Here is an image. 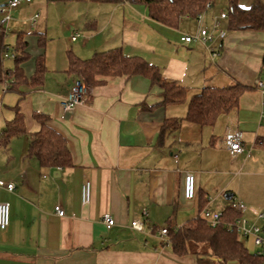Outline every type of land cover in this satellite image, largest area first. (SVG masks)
<instances>
[{
    "label": "crops",
    "instance_id": "crops-1",
    "mask_svg": "<svg viewBox=\"0 0 264 264\" xmlns=\"http://www.w3.org/2000/svg\"><path fill=\"white\" fill-rule=\"evenodd\" d=\"M252 3L240 0L245 8ZM85 4L89 16L81 24L86 26L79 24V31H71L67 47L53 58L46 48L35 55L36 60H47L44 82L31 88L14 80L17 87L0 103V181L16 185L13 192L0 187V202L11 207V224L0 230V264H198L194 254L175 256L169 236L161 239L159 230L168 223L178 230L195 220L203 203L205 209L223 213L240 201L246 207L242 215L251 223L256 222L255 213L264 212V89L257 85L264 81V32L229 31L223 20L227 35L217 40L219 56L211 61L203 45L182 43L181 37L213 28L218 15L227 12L215 1L200 20L184 16L177 28L152 20L143 4ZM11 18L8 30L25 24ZM49 21L47 16L38 29L47 33ZM34 34L38 38L40 33ZM28 40L25 35L32 57ZM114 48L144 59L165 79L184 86L185 100L162 105V89L149 78L109 76L97 86L85 83V103L67 114L63 103L81 79L69 73L67 52L89 60ZM26 65L22 68L30 79L34 74L26 73ZM237 83L247 87L238 109L221 114L213 127L184 122L177 130L163 132L166 120L187 116L190 100L205 87ZM17 106L27 134L40 129L34 113L49 116L48 125L67 143L72 167H44L29 157L27 134L5 142L4 132ZM230 133L242 135L243 153L230 154L225 145ZM187 172L196 178L192 201L183 195ZM86 181L91 184V200L83 204ZM56 206L65 211L64 217L56 214ZM103 215L115 219L112 228L103 223ZM138 220L142 232L131 227Z\"/></svg>",
    "mask_w": 264,
    "mask_h": 264
},
{
    "label": "trees",
    "instance_id": "trees-1",
    "mask_svg": "<svg viewBox=\"0 0 264 264\" xmlns=\"http://www.w3.org/2000/svg\"><path fill=\"white\" fill-rule=\"evenodd\" d=\"M71 1V0H59ZM97 4H117L121 0H91ZM143 4L147 7L152 20L165 26L177 28L181 18L188 16L197 18L207 10V4L215 0H127ZM227 23L229 31H262L264 32V4L261 0H253L250 7L245 8L240 0H227ZM25 33L17 36L14 46L13 69L5 67V60L10 52L7 43L5 29L0 32V85L16 80L20 85L29 87L40 86L47 72L44 56L36 60V70L29 79L26 77L22 65L30 58L27 52L28 43L25 41ZM40 44H45V38L40 36ZM69 60V73L81 78L87 85L97 86L103 84L109 76H133L142 75L151 80L153 85L162 89V105L178 104L185 100L187 89L176 81H170L163 77L158 67L147 63L139 57H128L121 48H114L95 54L89 60H82L73 51L67 52ZM264 63V58H263ZM17 86L13 83L8 89ZM246 86L239 83L226 86H207L200 94L192 97L188 106L187 116L183 119H168L162 129L177 130L184 122L196 124L200 127H213L221 114L237 110L240 98L246 90ZM15 118L7 124L4 132L5 142L21 134H27L26 123L19 106L16 108ZM34 119L39 123L40 129L34 133H28L30 140L28 156L35 158L44 167L65 169L73 166L72 157L63 136L48 125L49 116L43 113H34ZM205 204H201L200 212L205 210ZM242 216V212L226 207L222 213L223 224L211 228L206 220L199 214L195 220H191L175 230L170 223L168 229L171 250L177 257L194 254L198 258V264H264V254L251 253L243 244L240 235L229 233L225 223L232 222ZM206 245L208 249L200 252L196 246Z\"/></svg>",
    "mask_w": 264,
    "mask_h": 264
},
{
    "label": "built area",
    "instance_id": "built-area-1",
    "mask_svg": "<svg viewBox=\"0 0 264 264\" xmlns=\"http://www.w3.org/2000/svg\"><path fill=\"white\" fill-rule=\"evenodd\" d=\"M32 0H8L5 5L0 6V32L5 29V24H8L11 18V12L17 9L23 3H30ZM212 3L207 4V9L211 8ZM201 15L197 17L198 20L201 19ZM39 15H35L32 22L35 23ZM227 19V13L221 12L218 15V19L215 21L213 28L210 30L208 28H200L199 32L195 35L184 34L181 37V42L185 44H190L193 42H198L207 49L211 61H215L219 56V48L217 47V40H224L227 35V31L222 27V21ZM77 35L74 37L75 40ZM7 57L14 58V54H9ZM14 83V80L7 82L3 85L2 90H0V103L2 101L3 95L8 91L10 85ZM257 85L259 88L264 89V81H258ZM85 82L82 79H78L71 86L68 96L63 103V108L67 114L71 113L77 106L85 103L86 100V90ZM261 119L264 121V104L261 113ZM225 145L232 156L241 154L244 152L242 135L240 133H230L225 138ZM0 187L7 189L9 192H13L16 185L12 182L6 183L0 181ZM183 195L187 201H192L196 197V178L194 174L187 172L184 177ZM91 200V184L86 181L82 187V201L83 204H88ZM233 209H238L242 213L246 211L245 205L240 201H235L231 204ZM55 212L58 216L64 217L65 211L61 206L55 207ZM146 215V214H145ZM256 222L251 223L243 215L232 222L225 223L227 232L235 233L240 235L241 238L252 239L254 245L257 247L256 255L264 254V212L255 213ZM201 216L206 220L211 228H216L223 224L222 213L211 211L205 209ZM103 223L107 228H112L115 225V219L111 215H103ZM11 224V207L6 202H0V230H6ZM131 227L139 232L144 229L143 223L141 221H134ZM159 236L161 239L168 238V229L163 227L159 230ZM166 242V241H164Z\"/></svg>",
    "mask_w": 264,
    "mask_h": 264
},
{
    "label": "rangeland",
    "instance_id": "rangeland-1",
    "mask_svg": "<svg viewBox=\"0 0 264 264\" xmlns=\"http://www.w3.org/2000/svg\"><path fill=\"white\" fill-rule=\"evenodd\" d=\"M8 0H0V4H5ZM77 0L71 1H59V0H32L31 3H23L20 8L11 13L13 18L20 20L25 23L20 24L21 26H17L15 30L13 27L8 30L9 24H5L7 26V43L10 46V50H14V46L16 45L17 36L20 31H25L24 35H27V39H29V49L32 54V57L27 61L28 65H26V73L34 74L35 70V55L39 54L46 48V53L48 56L53 58L58 54V50L61 48H66L68 45V40L71 39V31H79L78 25L81 22L85 21V17L89 16V12L85 11V3L91 0H86L85 2L79 3ZM217 7H225L227 8V0H215ZM39 15V19L36 24H31V20L35 15ZM49 17V28L47 33L44 30H39L43 21L46 20V17ZM2 16H0V20ZM82 27H85V23L81 24ZM40 33L45 38V44H40V34H38V38H35L36 35L34 33ZM15 44V45H14ZM70 48V45H69ZM68 48V49H69ZM67 50V49H66ZM66 52V51H65ZM34 56V57H33ZM52 60V59H51ZM30 63V64H29ZM15 63L12 59L6 58L5 67L7 69H13ZM46 67L48 69V64L46 60ZM48 71V70H47ZM244 246L251 252L257 253V247L254 245L253 240L241 238ZM208 249L206 245L196 246L195 250L203 252Z\"/></svg>",
    "mask_w": 264,
    "mask_h": 264
},
{
    "label": "water",
    "instance_id": "water-1",
    "mask_svg": "<svg viewBox=\"0 0 264 264\" xmlns=\"http://www.w3.org/2000/svg\"><path fill=\"white\" fill-rule=\"evenodd\" d=\"M226 199H228V200H229V199H230V195H227V196H226Z\"/></svg>",
    "mask_w": 264,
    "mask_h": 264
}]
</instances>
